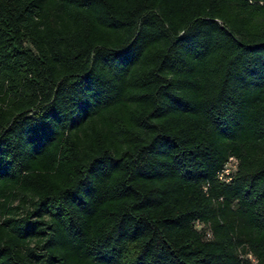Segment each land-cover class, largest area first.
I'll list each match as a JSON object with an SVG mask.
<instances>
[{
    "label": "trees",
    "instance_id": "obj_1",
    "mask_svg": "<svg viewBox=\"0 0 264 264\" xmlns=\"http://www.w3.org/2000/svg\"><path fill=\"white\" fill-rule=\"evenodd\" d=\"M0 264H264V0H0Z\"/></svg>",
    "mask_w": 264,
    "mask_h": 264
},
{
    "label": "built area",
    "instance_id": "obj_2",
    "mask_svg": "<svg viewBox=\"0 0 264 264\" xmlns=\"http://www.w3.org/2000/svg\"><path fill=\"white\" fill-rule=\"evenodd\" d=\"M235 169L236 160L233 157H229L228 161L223 165L222 169L217 172L218 179L226 183L229 182Z\"/></svg>",
    "mask_w": 264,
    "mask_h": 264
}]
</instances>
